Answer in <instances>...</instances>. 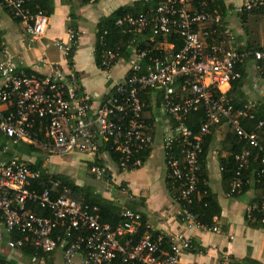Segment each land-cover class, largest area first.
I'll list each match as a JSON object with an SVG mask.
<instances>
[{
  "label": "built area",
  "instance_id": "1",
  "mask_svg": "<svg viewBox=\"0 0 264 264\" xmlns=\"http://www.w3.org/2000/svg\"><path fill=\"white\" fill-rule=\"evenodd\" d=\"M0 4L10 11L13 20L26 25L32 42L44 39L49 20L37 0H0ZM263 5V0H248L222 13L214 0H161L144 13L125 14L115 26L134 35L128 44L129 69L96 110L77 89L78 78L73 71L65 73L43 54L47 73L28 74L0 39V155L5 156L22 144L38 143L42 132L47 163L54 155H86L94 159L89 166L92 177L108 181L106 178L113 172L122 174L131 166L140 167L137 156L152 147L151 125L143 117L149 104L141 97L157 94L158 108L172 121L163 130L162 145L167 179L177 193L174 200L179 205L178 220L188 228L218 233L216 226H200L187 208L193 196L199 195L198 156L211 129L231 127L247 145L234 155L236 172L230 185L231 195L242 194L243 174L254 149L262 154L257 182L264 180V148L258 134L263 123L258 122L250 132L241 125L243 119L255 120V104L247 102L235 109L228 96L231 84L241 78L239 66L252 69L264 83V53L238 50L234 46V26L227 21L224 24L223 19L237 18ZM207 23L214 26L202 27ZM169 37L180 41L178 51H174V43L168 42ZM74 44V34L69 32L67 44L57 41L54 45L68 61ZM101 58L99 69L108 74L119 53L104 50ZM200 109L204 111V122L198 134H193L185 121ZM104 146L116 156V162L96 163L105 154H99ZM34 183H38L37 187ZM43 183L45 187L38 189ZM69 194L61 181L46 171L33 170L29 162L17 156L0 159V251L5 246L10 252H20L25 243L32 242L35 252L25 264H42L41 253L55 252H61L63 264H73L78 256V264H185L180 257L190 251L191 238L164 234L153 237L146 225L147 231L136 239L142 226L141 215L124 209L122 223L113 228L100 223L97 207L76 202ZM32 208L50 215L38 216ZM255 209L249 206L245 215L250 218ZM259 210L264 214V197ZM14 233L22 235L23 240H14ZM219 264L230 261L225 258Z\"/></svg>",
  "mask_w": 264,
  "mask_h": 264
},
{
  "label": "crops",
  "instance_id": "2",
  "mask_svg": "<svg viewBox=\"0 0 264 264\" xmlns=\"http://www.w3.org/2000/svg\"><path fill=\"white\" fill-rule=\"evenodd\" d=\"M136 1L138 0H98L95 3L84 4L82 0H48L49 25L41 42H32L26 34V25L13 20L10 11L0 4V39L18 66L28 74L43 76L47 73V65L42 61L43 54L50 63L58 64L65 73L73 71L78 78L77 89L88 97L92 110H96L109 96L112 88L124 80L130 60V55L126 60L118 59L108 74L96 66L94 48L97 25L102 18L112 15L120 8L131 7ZM219 1L226 8H235L248 0ZM229 19L235 20L236 17H227L226 21L228 22ZM73 25L78 29V43L72 57L73 68L70 69L62 52L54 44L57 41L67 44L69 29ZM119 62L123 63L120 64L123 65L121 71L118 68ZM149 95V109L153 115V119L150 121L153 145L146 160L138 169L122 174L111 173L106 178L108 181H96L91 176L98 183V187H91L108 204L121 211L132 209L139 215L142 214L153 233L166 236L183 235L191 238L193 250L180 257L185 264H219L225 258L232 259L238 264H264V227L251 228L245 222L246 210L256 195L253 183L250 182L249 189L238 198L227 194L222 184L220 161L226 157L227 153L222 150L221 143L228 127L226 125L215 127L213 141L206 158L207 184L216 195L220 207V215L214 219L219 232L213 233L202 229L188 228L178 220L179 205L175 202L174 193L168 189L166 182V156L162 140L163 130L170 121L158 108L157 94L150 93ZM262 95L260 98L264 99V94ZM220 132L223 134L221 135ZM2 143L1 139L0 146ZM31 147L36 148L42 154L36 153L37 157H33L34 152ZM42 155L45 157L44 161L39 157ZM78 155H80L81 162L88 160L85 162H89V166L94 161L93 158L86 155ZM12 156L29 162L31 168L41 162L39 170L46 171L53 176H64V174H53L45 169L44 163H47V154L42 149L41 143L19 145L11 149L7 155H0V159L8 160ZM51 159L52 157L49 158L48 163ZM110 160V157L104 154L96 160V163L110 165ZM69 179L83 187L75 177L71 176ZM6 249L3 246L0 251V256L4 257L6 261L14 264L27 262L28 258L22 255V251L10 252L7 249L8 252H6ZM58 254H60V264H63L61 252L43 257L42 264H58ZM79 259L78 256L73 264H78Z\"/></svg>",
  "mask_w": 264,
  "mask_h": 264
},
{
  "label": "trees",
  "instance_id": "3",
  "mask_svg": "<svg viewBox=\"0 0 264 264\" xmlns=\"http://www.w3.org/2000/svg\"><path fill=\"white\" fill-rule=\"evenodd\" d=\"M161 0H152V2L144 3L141 0L136 1L131 7L126 8H120L117 11H115L112 15L108 17L102 18L98 25H97V33H96V43L94 48V59L96 66L98 68H101V56L104 50H110L115 53H119V59H128V56L130 55V51L128 49V44L130 43L131 39L134 38V35L131 33H128L127 30H123L115 26V22L124 16L125 14H133L137 15L140 13H144L150 9H153L156 3L160 2ZM84 4H89L90 0H82ZM37 4L39 6V9L43 12V14L46 17H49L50 15V8L48 0H37ZM215 6L219 8V10L222 13H226L227 10H230L231 7H225L224 4H222L219 0H214ZM264 16V5L259 8H255L250 11H245L242 14L238 15L237 18L239 20L240 28L242 30V34H238L235 39L234 46L238 50H244V49H250L254 51H259L264 53V46L261 47L260 44L255 39L254 41L250 42L248 39V32L246 26H248L249 21L252 18H258ZM224 18V16H223ZM223 23L226 24V20L223 19ZM211 26L213 27V23H207L202 25V27ZM69 32H72L74 34V46L71 48L69 56H68V66L70 69L73 68L72 64V57L74 55V52L77 47L78 43V29L76 26H71L69 29ZM100 38L102 41H99ZM168 42L175 44V50L178 51L181 47V43L178 40V38L169 37ZM238 71L241 73V78L237 81L233 82L231 84V89L228 93V96H230L233 99L235 109H238L242 106H244L248 101L246 99V96L243 91L244 82L247 77V69L243 66L238 67ZM150 95L144 94L141 98L142 100L149 104ZM255 109H254V115L255 120L254 121H248L247 119L241 120V125L243 129H245L247 132L254 130L258 122H262L263 126L258 131L259 134V142L260 145L264 148V99H258L255 101ZM143 117L146 120L147 123H151L153 119V115L150 112V109H146L143 112ZM172 123V121H170ZM204 122V111L200 109L197 112L191 113L188 115L185 125L192 131L193 134H198L199 129ZM218 127V126H216ZM214 128L211 129V132L208 136H206L203 139V144L201 148V153L198 156V165H199V171L197 172V184H198V192L199 195H194L193 200L189 206H187L189 212L193 214L196 218V221L198 224L205 228H212L215 226L214 219L218 218L220 215V207L217 202L216 195L211 191L210 187L207 184L208 177H207V170H206V158L207 153L209 151V148L213 141L214 136ZM44 140L43 133H39L38 136V143H42ZM222 150L227 153L226 157L220 161V167L222 169L221 175H222V184L224 186V189L227 194L232 196L233 198H238L242 194H244L249 189V183H253V190L256 193L255 198L253 199L250 206L256 207V209L252 212L250 218L245 215V222L248 227L255 228L257 226L264 227V214L259 210L261 199L264 197V180L261 182H257L256 173L260 169V159L262 157V154L259 150H252L251 151V158H250V165L249 168L244 172L243 174V180L245 182V185L242 189V194L240 195H231L230 194V185L233 181V177L236 172V165L234 163V155L241 152L243 149L247 147L246 143L241 141L238 136L235 134L233 129L231 127H228V130L226 134L223 137L222 140ZM32 151L36 150V148L31 147ZM105 153L107 156L110 157L111 160L116 162V156L113 155L111 152L107 151V148L104 146L100 149L99 154ZM149 151L142 153L141 155L137 156L136 160H139L141 164L144 163L146 160V157L148 156ZM181 157V161H182ZM41 167V162H38L36 166H33V170H39ZM139 168V167H138ZM138 168H129V171L138 169ZM55 179L59 180L67 186L69 189V198L76 201V202H83L84 204L90 206V207H97L98 208V215H99V221L100 223L104 224H110L113 228H115L117 225L122 223V217H121V210L115 206H112L108 204L99 193H97L94 188L86 186V187H79L75 185L74 182H72L69 178L63 176V175H55L53 176ZM44 182V180H43ZM167 186L170 191H173L174 198L177 196L176 189L173 187V185L170 183V181L167 179ZM38 183H34V186L37 187ZM40 184V182H39ZM42 187H45V184L43 183L40 186H38V189H41ZM32 212L36 213L38 216L47 217L50 215L49 212H45L44 210H40L37 208H32ZM131 211H133L131 209ZM135 212V211H133ZM142 217V226L139 230V234L136 237L138 239L143 233H145L146 230V221L144 216L141 214ZM150 235L153 237H156L159 235V233H153L148 229L147 231ZM14 240H23V236L14 233L12 236ZM168 239H166V242ZM193 250V242L191 244L190 251ZM35 252V249L32 245V242L25 243L22 248V255L25 258L31 257ZM52 254H50L51 256ZM41 257H45L47 255L40 254ZM230 264H238L235 261H232V259H229ZM0 264H14L12 262L6 261V259L2 256H0ZM113 264H118V262H114Z\"/></svg>",
  "mask_w": 264,
  "mask_h": 264
},
{
  "label": "rangeland",
  "instance_id": "4",
  "mask_svg": "<svg viewBox=\"0 0 264 264\" xmlns=\"http://www.w3.org/2000/svg\"><path fill=\"white\" fill-rule=\"evenodd\" d=\"M228 23L233 24L234 26L233 31L235 32L236 35L238 34L240 35L243 33L240 28L238 18H236L235 20L229 19ZM246 28H247V32L249 36L248 39L250 40V42L256 39L257 42L260 44V46L263 47L264 46V16H261L258 18L251 17V20L249 21L248 26H246ZM120 64H123V63L119 62V65H118L119 66L118 68L121 71L122 70L121 66L123 65H120ZM243 91H244L247 101H250V102L257 101V99L260 98V96H263L262 94H264V83L256 76V74H254V72L250 68H247V77L244 82ZM220 134L222 135L223 132H220ZM38 151L36 150L33 151L34 152V154H32L33 157H37L36 153L42 154L41 152H38ZM42 156H39V157L42 159V161H44L45 157L44 156L42 157ZM79 156L80 155L78 154L54 155L52 156L50 163L48 164L44 163L45 169H48V171L52 172L53 174H64V176L67 178H70L71 176L72 178L75 177L77 181L82 183L83 187H86V186L98 187V183L94 181V179L91 177L92 175L89 173V167H88L89 162L87 163L85 162L88 160H82L81 162L79 160ZM6 252H8L7 249H6ZM15 255L17 256L16 253ZM57 260H58V264H60L61 263L60 254H58Z\"/></svg>",
  "mask_w": 264,
  "mask_h": 264
}]
</instances>
